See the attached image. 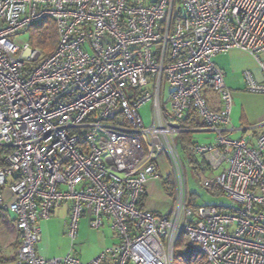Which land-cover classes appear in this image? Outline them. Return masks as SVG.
<instances>
[{
	"label": "built area",
	"instance_id": "built-area-1",
	"mask_svg": "<svg viewBox=\"0 0 264 264\" xmlns=\"http://www.w3.org/2000/svg\"><path fill=\"white\" fill-rule=\"evenodd\" d=\"M48 18L59 41L43 58L14 38ZM231 49L258 62L263 79H245L264 93V0H0V208L20 237L6 264H175L182 235L206 264H264V129L255 145L231 136L233 96L214 61ZM192 109L214 134L191 146L210 171L201 185L229 206L189 199L179 140ZM161 156L174 180L164 214L141 205ZM65 203L72 242L88 215L116 243L89 261L73 244L38 254L42 225Z\"/></svg>",
	"mask_w": 264,
	"mask_h": 264
},
{
	"label": "crops",
	"instance_id": "crops-1",
	"mask_svg": "<svg viewBox=\"0 0 264 264\" xmlns=\"http://www.w3.org/2000/svg\"><path fill=\"white\" fill-rule=\"evenodd\" d=\"M214 61L224 72L226 83L233 96L231 121L234 130L231 132V136L233 138H247L251 145H255L258 136L264 129V93L253 92L247 88L245 73L250 71L258 81H261L263 75L260 66L250 53L241 49H231L226 53H220L214 57ZM205 94L212 110L219 111L222 108L219 95L212 90H206ZM188 114L189 112L185 114V119L188 117ZM193 116V119L195 120L194 123L197 126L192 128L190 132V140L192 143L213 142L214 134L205 129V124L202 119L196 115ZM183 144L182 137H180V153L185 161L186 168L193 171L194 164H191L187 155L182 150ZM196 159L198 161L196 164H199L201 160H204L200 156H196ZM159 161H161V165ZM158 163L161 179L148 182L147 191L142 199L141 205L155 213L164 214L170 209L171 200L162 182L170 176V168L165 156L159 157ZM206 168L208 169V167ZM206 171L200 170L198 171V174L206 173ZM69 213L70 204L65 203L56 208L51 218L42 225L43 240L37 246L38 254L46 257L50 256L51 248L45 240H48L51 235V230L55 225H60L63 233L67 231ZM104 246H102L103 249L110 245L106 244V246ZM81 260L88 261L85 259Z\"/></svg>",
	"mask_w": 264,
	"mask_h": 264
},
{
	"label": "rangeland",
	"instance_id": "rangeland-1",
	"mask_svg": "<svg viewBox=\"0 0 264 264\" xmlns=\"http://www.w3.org/2000/svg\"><path fill=\"white\" fill-rule=\"evenodd\" d=\"M37 38V34H32L31 32H26L18 35L15 39L17 43L22 45L23 43ZM141 116L144 120L145 125H149L153 118L151 102H148L142 106L140 109ZM160 165H161V161ZM206 163V162H205ZM207 167V164H206ZM204 175L210 173L209 169H206ZM209 175V174H208ZM187 177V188L189 192V199H194L196 206L199 205H215V206H229L230 200L222 193L221 190L215 192H210L207 189L203 188L201 185V180L199 174H195L193 171L187 168L186 172ZM173 181V177L170 178ZM173 196V195H172ZM0 229L6 230L7 233L12 234L14 239L7 245L0 241V251L3 253L4 257L9 260H12L17 255L16 242H17V231L15 225L10 222V215L1 211L0 215ZM48 243V246L51 248V254L48 258H58L67 255L71 252V246L73 244L74 250L73 254L80 257L81 259L91 260L97 256L102 250V246L106 244L111 245L116 243L117 239L115 233L110 228L109 225L101 229H93L89 224L88 215L84 216L80 223L79 233L74 242L67 234L62 232L60 225L53 226L51 230V235L48 240H45ZM104 246V247H105ZM196 252V251H195ZM194 258L201 257V255L194 253ZM199 264V263H197Z\"/></svg>",
	"mask_w": 264,
	"mask_h": 264
},
{
	"label": "trees",
	"instance_id": "trees-1",
	"mask_svg": "<svg viewBox=\"0 0 264 264\" xmlns=\"http://www.w3.org/2000/svg\"><path fill=\"white\" fill-rule=\"evenodd\" d=\"M29 32L32 34H37L38 37L32 39V44L34 47L38 48L40 52L42 53L43 58H46L50 56L55 48L58 45L59 41V36H58V31H57V26L56 22L54 19L48 18L45 19L37 24H34ZM188 117L184 119L183 121V126L186 127L187 131H184L180 137H182L183 140V145H182V150L185 152L187 155V158L193 165V172L195 174H198V171L203 170L206 171V163L204 160H201L199 164H196L198 161L196 159V156L191 152V146H192V141L190 140V132L192 128H195L197 125L194 123L193 115H196V112L192 109L188 111ZM3 152H6V150H3ZM4 163L3 158L0 157V165ZM171 176H169L167 179H164L162 184L167 191L168 195H172L174 191V184L173 181L170 179ZM194 201V199H193ZM1 211H3L0 208V215ZM10 222L13 223V220L10 216ZM17 231V230H16ZM20 245V237L17 231V242H16V248H19ZM18 251V250H17ZM195 247L191 246L188 244L187 237L186 235H182L176 245V250H175V264H206L205 257L201 255V257H196L194 258V253L195 252ZM198 254V253H197ZM17 256V255H16ZM16 259L13 258L12 260L7 259L4 257L3 253L0 251V264H6L9 262H12Z\"/></svg>",
	"mask_w": 264,
	"mask_h": 264
},
{
	"label": "clouds",
	"instance_id": "clouds-1",
	"mask_svg": "<svg viewBox=\"0 0 264 264\" xmlns=\"http://www.w3.org/2000/svg\"><path fill=\"white\" fill-rule=\"evenodd\" d=\"M12 239H14L12 234L7 233L6 230L0 229V241L7 245L12 241Z\"/></svg>",
	"mask_w": 264,
	"mask_h": 264
}]
</instances>
